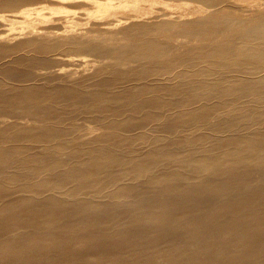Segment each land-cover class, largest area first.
Listing matches in <instances>:
<instances>
[{
  "label": "bare ground",
  "instance_id": "obj_1",
  "mask_svg": "<svg viewBox=\"0 0 264 264\" xmlns=\"http://www.w3.org/2000/svg\"><path fill=\"white\" fill-rule=\"evenodd\" d=\"M34 1L0 0V264H264V0Z\"/></svg>",
  "mask_w": 264,
  "mask_h": 264
},
{
  "label": "rangeland",
  "instance_id": "obj_2",
  "mask_svg": "<svg viewBox=\"0 0 264 264\" xmlns=\"http://www.w3.org/2000/svg\"><path fill=\"white\" fill-rule=\"evenodd\" d=\"M230 2L225 3V8L227 9H231V7L237 8L239 7L240 10L239 12H241L242 14L245 15H249L251 14L253 11H246L247 7H242L243 5H250L249 3L246 2H242L240 1V3L237 4L233 3V1H239V0H229ZM33 2H35L34 0H27V5H23L22 7H18L17 10L26 8V7H32L34 6ZM137 6V10L134 13V11L127 13V16L129 15H139L142 17V20L144 21H149L152 17L154 18L155 16H159V15H163L164 13H170L173 16L177 17L179 16L183 11H185L183 9V7H187L188 9H192L194 6L198 5V3L196 2H183L188 4V6H184V5H178L180 4L179 2L176 1H172V0H135L134 1ZM264 2V1H263ZM45 5H47L50 8H56L57 11H60V13H64V14H73L76 12H79V20H80V24L77 25L78 28L83 29V31H86L87 29H89L92 26V22L96 21L93 19L88 18V16L84 13H88L91 10V14L97 12V9H93L92 7V0H65L63 2H61L60 0H52V1H47L44 3ZM202 6V5H201ZM203 8H205V6H202ZM1 12V11H0ZM121 17L122 16H126V14H119ZM87 16V17H86ZM119 17V18H121ZM187 17V16H186ZM84 20H83V19ZM89 20H88V19ZM87 19V20H86ZM122 26H118V28L120 29ZM20 25H16L15 27H10L5 26V28H2L0 30L1 34H7L9 33V35H16L19 33H23L24 31H26V29L22 30V28L20 29ZM116 30V28L114 29ZM26 38V37H24ZM24 38H22L24 40ZM22 39H17L15 41H13L11 44H16L17 42L21 41ZM22 54H27L29 56H38L35 53L29 52L28 50L23 52ZM60 57H73V58H82V57H86L89 59H96V60H100V56L94 53H91L89 51H80L78 53L76 52H72L70 51L68 48H63L61 50H58L56 52H54L53 54L49 55V58L51 59V64H49V67H56V66H66V64L68 62L66 61H62L59 60ZM93 72V70L91 71ZM27 120L31 122L30 119L26 118ZM77 123H85V126L89 127L90 129H93L96 133H102V132H109L110 129H106L104 127H101L100 125H98L97 123H94L92 121H88V120H77ZM39 124V123H36ZM86 131V127H84V129L82 131H79L78 134H84ZM1 146H7L6 144H0Z\"/></svg>",
  "mask_w": 264,
  "mask_h": 264
}]
</instances>
